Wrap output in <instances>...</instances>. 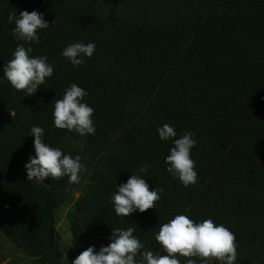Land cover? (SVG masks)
<instances>
[{
	"label": "trees",
	"instance_id": "16d2710c",
	"mask_svg": "<svg viewBox=\"0 0 264 264\" xmlns=\"http://www.w3.org/2000/svg\"><path fill=\"white\" fill-rule=\"evenodd\" d=\"M189 5L162 16L127 20L121 37L128 45L113 54L100 50L90 66L73 67L61 55L58 18L47 0H0V230L37 256V264L60 261L52 208L68 178L27 181L24 164L35 155L29 132L32 126L42 127L47 144L70 154L67 146L78 135L53 126V108L73 83L88 92L84 102L94 110L95 131L108 127L112 117H123L126 127L105 171L93 175L75 202L71 234L98 251L110 243L112 228L131 227L142 251L162 255L155 234L175 216L167 195L177 182L188 195L197 196L191 204L198 210L189 218L202 222L210 214L215 224L235 234V264H254L238 244L249 237L246 230L251 235L255 224L264 226V199L258 190L264 187V0ZM23 10L42 12L50 23L38 31L32 55L46 56L54 71L32 95L14 90L2 77L3 65L21 43L7 17ZM135 101L147 106L131 121L138 113ZM164 124L174 128L175 138L191 131L197 141L191 150L198 173L197 183L189 185L192 191L166 170L164 158L173 145L171 139H159L157 128ZM140 166L148 169L143 178L150 190H162L160 199L143 213L118 217L111 196ZM219 193L218 202L208 199ZM231 211L236 219L229 218ZM248 212L247 225L237 215ZM234 221L236 227L231 226Z\"/></svg>",
	"mask_w": 264,
	"mask_h": 264
},
{
	"label": "clouds",
	"instance_id": "9594fccd",
	"mask_svg": "<svg viewBox=\"0 0 264 264\" xmlns=\"http://www.w3.org/2000/svg\"><path fill=\"white\" fill-rule=\"evenodd\" d=\"M7 20L14 24L12 35L21 43L15 47L12 58L3 65L2 77L14 90L22 91L23 95H32L54 71L46 56L32 55V45L39 43L38 31L47 29L50 23L44 19L42 12L36 10H23L18 15L10 12ZM95 47L94 42H74L65 46L61 55L73 67H79L85 63V57L91 58ZM87 95L85 89L71 84L62 98L54 103L53 126L74 132L80 137L94 135V110L84 102ZM157 132L160 140H172L173 146L164 158L166 170L184 187L197 183L198 173L195 170V161L191 158V150L197 143L193 133L185 131L179 138H175L177 134L168 124L158 127ZM29 134L34 137L35 155H30L24 164L27 181L45 184L49 179L67 177L69 184L79 183L84 168L79 155L72 156L60 148L51 147L44 141V129L40 126H32ZM147 173V167L140 166L136 174L117 185L110 202L118 217H127L137 211L143 213L155 207L162 190L156 187L150 190L149 184L143 178ZM133 232L131 227L112 228L109 244L101 246L98 251L94 246H89L71 264H180L178 257L189 258L186 264H195L192 257L199 259L201 264H213L214 261L216 264L236 262L235 234L224 225L215 224L212 219L194 223L188 216L177 214L162 224L155 234V240L166 255L142 251L143 244ZM137 256L140 257L139 260L136 259Z\"/></svg>",
	"mask_w": 264,
	"mask_h": 264
},
{
	"label": "rangeland",
	"instance_id": "374dc122",
	"mask_svg": "<svg viewBox=\"0 0 264 264\" xmlns=\"http://www.w3.org/2000/svg\"><path fill=\"white\" fill-rule=\"evenodd\" d=\"M53 7L58 18L60 32V42H63V47L74 42L95 43V51L91 58L85 57V64L90 66V61L93 57H99L100 50H106L113 54L118 50L120 45L126 46L121 37V27L127 20H141L144 17H157L168 14L177 10L186 4L198 5L202 0H47ZM189 5V6H190ZM202 5L195 6L201 7ZM147 102L138 104L135 101V109L137 115L132 116V120L141 117V114ZM114 119L108 127H103V130L95 131L94 135L85 137L75 136L67 148L72 156L79 155L81 163L84 165L83 171L80 174V181L76 184L67 182L59 189L58 200L52 208L53 224L57 234V245L61 252V258L58 264H71L72 260L83 250L88 248L79 239L74 237L70 231L69 216L73 210L75 202L83 196L91 179L96 172H104L107 168L110 158L116 152L119 146L117 137L119 132L125 126L123 117ZM232 184V183H231ZM195 184L192 185V187ZM235 188L234 184H232ZM176 189L167 195V207L174 215L184 214L189 217L192 211H197V207L192 206V202L196 201V195H188L186 190L176 182ZM191 188L190 186L187 187ZM201 185L198 187L200 191ZM193 188H191V191ZM260 190V196L264 199V187ZM248 191V190H247ZM220 195L216 194L208 199L212 202H218ZM191 196V197H190ZM196 203V202H195ZM233 210V209H232ZM240 221H248L251 219L250 213H241L237 215ZM173 217L169 216L167 222ZM229 218L236 219L232 211ZM208 219L211 215L208 214ZM166 222V223H167ZM194 223L197 221H193ZM232 227L237 226V221L231 223ZM262 230L261 233L258 231ZM264 226L258 227L255 224V232L251 235L246 230L247 237L238 246L244 250L248 259L254 264H264ZM162 255H166L163 248ZM159 248V249H160ZM158 249V250H159ZM239 254V249L236 248ZM161 252V251H160ZM158 252L156 255H158ZM180 264H186L185 257H178ZM195 264H201L200 260L192 257ZM0 264H37V256L27 254L15 242L8 238L0 230ZM213 264H216L214 261Z\"/></svg>",
	"mask_w": 264,
	"mask_h": 264
}]
</instances>
